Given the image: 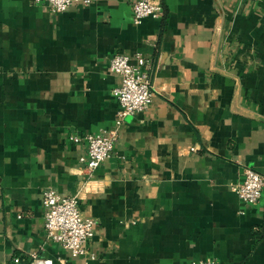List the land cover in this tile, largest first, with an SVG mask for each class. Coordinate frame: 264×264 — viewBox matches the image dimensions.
I'll use <instances>...</instances> for the list:
<instances>
[{
  "label": "crops",
  "instance_id": "0c3cea01",
  "mask_svg": "<svg viewBox=\"0 0 264 264\" xmlns=\"http://www.w3.org/2000/svg\"><path fill=\"white\" fill-rule=\"evenodd\" d=\"M134 1L0 0V263L264 264V189L233 192L264 176V0H161L138 24ZM116 54L149 61L154 94L89 173L70 137L114 126ZM46 190L94 221L84 254L46 238Z\"/></svg>",
  "mask_w": 264,
  "mask_h": 264
},
{
  "label": "built area",
  "instance_id": "2783aa9c",
  "mask_svg": "<svg viewBox=\"0 0 264 264\" xmlns=\"http://www.w3.org/2000/svg\"><path fill=\"white\" fill-rule=\"evenodd\" d=\"M75 0H32L43 5L52 13L67 11ZM84 4L88 0H83ZM163 14L161 0H135L132 3V20L138 24L145 18H160ZM133 60L120 54L109 59L108 70L119 78V85L113 94L118 103L114 126L98 134H74L70 140L86 144V155L79 160L85 163L89 173H93L112 154L118 137V128L127 115L141 113L149 107L153 97L150 79V63L137 55ZM264 189V176L256 170L245 167L243 179L233 186V192L243 204L254 205L259 202ZM44 208V233L47 239L57 243L73 256L85 253L92 235L94 221L84 218L78 209L77 196L64 197L53 190L42 194ZM0 264H53L51 259L41 258L31 252L26 256H15ZM187 264H206L191 261Z\"/></svg>",
  "mask_w": 264,
  "mask_h": 264
}]
</instances>
